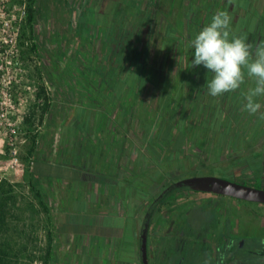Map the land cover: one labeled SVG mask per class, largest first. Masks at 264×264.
Returning a JSON list of instances; mask_svg holds the SVG:
<instances>
[{
	"label": "rangeland",
	"instance_id": "obj_1",
	"mask_svg": "<svg viewBox=\"0 0 264 264\" xmlns=\"http://www.w3.org/2000/svg\"><path fill=\"white\" fill-rule=\"evenodd\" d=\"M171 3L0 0V180L5 182L8 204L0 244L9 245L11 264H44L51 234L50 264H60L61 224L64 233L82 234L89 228L102 234L107 224L114 223L111 217L84 212L90 201L81 188L99 180L98 164L107 157L106 152L100 155V148L111 152L113 145L117 150L124 139L130 176H140L139 184L145 189L154 188L146 193L147 210L167 187L186 178L264 177V135L249 133L254 126H264V120L259 113L244 111L242 104L237 114H230L237 117L240 134L229 137L216 132L218 119L211 120L205 108L211 103L199 98L189 82L190 69L198 70L191 66L189 29L177 34L183 40L167 31L168 26L184 22L187 9L183 14ZM29 7L35 13L31 25L27 23ZM22 38L25 46L20 45ZM218 100L225 107L226 99H216L213 108L220 106ZM260 103L264 105V99ZM186 124L191 127L189 133L183 128ZM213 124V130L204 129ZM259 164L260 171L256 170ZM32 182L46 194L48 214ZM177 197L162 209L166 223L155 228L161 229L155 231V247L170 238L167 227L172 211L179 235L190 237L175 242L184 264H228L219 246L211 249L209 242L199 241L209 226L225 218V207L232 208L238 232L231 252L241 259L260 247L258 241L243 239L246 246L240 249L238 242L242 229L260 232L263 206L185 190L178 191ZM135 207L132 204L131 211ZM159 211L153 223L163 222ZM214 230L212 241L218 235L217 227ZM257 260L254 257L247 264H264Z\"/></svg>",
	"mask_w": 264,
	"mask_h": 264
},
{
	"label": "crops",
	"instance_id": "obj_2",
	"mask_svg": "<svg viewBox=\"0 0 264 264\" xmlns=\"http://www.w3.org/2000/svg\"><path fill=\"white\" fill-rule=\"evenodd\" d=\"M170 1L172 2L170 7H173L174 10H181V13L184 14L187 9V18L184 22L178 23L176 25L178 27L172 26L169 28L168 26L167 31L169 34L171 33L172 38L176 37L179 40H183L182 37H177V34L189 29L188 39H194L201 28L210 23L215 12L222 10L226 11L232 18V33L236 36L245 37L247 42L252 45L253 53L255 52L256 45L264 41V0ZM190 11H192L191 14ZM190 23L193 24L192 27ZM193 52L194 50L192 49L189 53L193 55ZM196 68L198 70L194 68L190 69L193 73H190L191 75L188 76L190 78L189 82L190 84L191 82L194 83L193 85L199 92V98L205 99L206 103H211V106L209 105L208 108H205L206 110L209 109L208 115L211 120L218 119L216 132L221 136H238L241 131L237 125L238 119L237 117L231 118L230 114H237L241 110L242 104L245 103L244 94L247 93L249 88L254 87V81L248 78L245 72V82L241 85L240 89L235 92L225 93L223 96L212 97L207 94V88L204 87L207 79L210 80L212 78V73H209L202 65ZM180 81L179 86L183 87L184 81ZM189 96L187 95V99H197L195 95L193 97L192 95L191 97ZM216 99H226L224 102L225 107H222V101L218 100L220 106L213 108ZM261 99H264V97L258 98V102ZM227 112L229 113L227 114ZM209 118H204V120L208 122ZM185 126L183 128L189 133L191 129L190 125L186 124ZM204 129L208 131L209 129L213 130L214 124L213 127ZM249 133L251 135H264L263 124L252 127ZM125 143L124 139L117 150L111 145V152L105 151L104 147L100 148V155L102 156L101 153L104 154L106 152L105 155L107 157L106 160L102 158L103 162L98 164L96 172L98 173L99 180L90 181L89 186L85 187L86 189L81 188L85 191L87 200L91 203L86 204L84 212L86 214L91 213L90 215L96 214L103 218L111 217L114 223L107 224L106 227L104 226L106 229L103 230L102 234H96L95 231L89 228L82 232V234H79L80 232L64 233L65 231H62L61 224L58 229L59 244L63 250V252L61 251L60 264H140V234L145 213L148 211L146 193L147 191L151 193L154 188L152 187L147 190L144 185L139 184V181H142L140 176H136L133 179L130 176L129 152H127ZM144 166H147V163ZM132 204L136 207L131 211ZM173 216L172 214L168 231L171 236L173 235L172 239L170 242L161 245V248L167 250V254L172 260L179 250V248L175 247V241H173V237L179 232L176 222L172 221ZM117 221H120V223ZM158 223L152 222L150 229L151 246L154 248H158L153 243L155 242V231L161 230H155ZM128 226L129 230L127 231ZM149 261L151 264H159V260L154 255V250H151Z\"/></svg>",
	"mask_w": 264,
	"mask_h": 264
},
{
	"label": "clouds",
	"instance_id": "obj_3",
	"mask_svg": "<svg viewBox=\"0 0 264 264\" xmlns=\"http://www.w3.org/2000/svg\"><path fill=\"white\" fill-rule=\"evenodd\" d=\"M232 18L226 11H217L210 23L201 28L194 39L189 41V47L194 50L191 66H200L212 73L204 87L212 97L223 96L235 92L245 82L247 77L254 81V87L244 94L243 110L250 115L259 113L264 120V107L258 98L264 97V41L252 45L243 36L232 33Z\"/></svg>",
	"mask_w": 264,
	"mask_h": 264
},
{
	"label": "flooded vegetation",
	"instance_id": "obj_4",
	"mask_svg": "<svg viewBox=\"0 0 264 264\" xmlns=\"http://www.w3.org/2000/svg\"><path fill=\"white\" fill-rule=\"evenodd\" d=\"M259 166H260V164L257 166L256 170L260 171ZM217 177L224 178L226 180H229V181H232V182H236V183H240V184H243L245 186L253 187V188H256V189H264V177L256 176V177H251L252 179L243 180V181H239L236 178H234L233 176H230V177H233L234 180L229 179V178H225L222 175H219ZM189 193L213 194V193H205V192H189ZM216 195H218V194H216ZM220 196H223V195H220ZM234 199L235 200H239V201H235L237 203H245V204L252 205L248 201H244V200H240V199H236V198H234ZM251 203H256V205H260V206L264 207V204H261V203H257V202H251ZM170 204H172V202ZM162 209H163V207L159 211V213H160L159 218H162L163 222L162 223H158L159 227H164L165 226L164 223H166V221H165L166 212H163ZM224 210L226 211L225 218L223 217V218H221V220H219L217 222V224L215 223L216 226H215V224L213 225V228L216 229V227H217V230H218V235L217 236L215 234L213 235L214 241L211 240L212 239L211 233L212 232L214 233L215 230L212 227H210V226L208 227L207 230L204 231V233L201 234V238H200L199 241L209 242V244L211 246V249H213L215 246H217V247L219 246L218 252H220V255L224 256L226 258H229L228 264H247V262H249L254 257L258 259L257 261H260L261 263H264V225L261 224L260 232L257 231L255 233H253L252 230H250L249 228H246V230L242 229L241 231H239V233L240 232L242 233L241 234V238H240L242 241L240 240L238 242V244L240 246L239 247L240 249H245V246H246V244L243 241V239H251V240L253 239V240H255V242L258 241V243L260 244L259 248L256 247L255 249H252L249 252L248 255H245V257H242L243 259L242 258L240 259V256L238 254L235 255L234 253L231 252V245H230V244H233V243L236 242V237L238 236L237 235L238 232L235 231L234 212H233L232 208H230V207L229 208H226V207L222 208V211H224ZM172 214L174 215L173 216L174 217L173 221L177 222L176 212L174 213V212L171 211V215ZM247 225L248 224L245 221L244 222V226L247 227ZM177 227H178V229L180 231L179 225H177ZM221 230H222V232H221ZM192 233H194V232H192ZM194 234L192 236L193 238H194ZM183 235L184 234H182V235L180 234L179 235V232H177L175 234V237H173V239H174L173 241H175V242H178V241H180V242L189 241L190 237L188 239L187 237H184ZM168 236L170 238H168L165 241V244H166V242H170L171 241L173 235L171 236V234L168 232ZM150 237L151 236L149 235V251H150L149 255H151V250L152 251L154 250V255L156 256L157 260H159V263H160V261H163L164 262L163 264H175L178 261L180 263H183V264L185 263L186 260H185V258L182 257V253H180V250H178V253L175 255V258H173V260H172L170 258V256L167 254V250L166 249L161 248V246L158 247V248H154L153 246H151ZM177 238H178V241H177ZM220 246H222V248Z\"/></svg>",
	"mask_w": 264,
	"mask_h": 264
},
{
	"label": "water",
	"instance_id": "obj_5",
	"mask_svg": "<svg viewBox=\"0 0 264 264\" xmlns=\"http://www.w3.org/2000/svg\"><path fill=\"white\" fill-rule=\"evenodd\" d=\"M177 189L213 193L248 202L264 204V189H256L217 176H196L175 182L166 188L151 204L143 220L140 234V264L149 262V235L154 212L164 198Z\"/></svg>",
	"mask_w": 264,
	"mask_h": 264
},
{
	"label": "trees",
	"instance_id": "obj_6",
	"mask_svg": "<svg viewBox=\"0 0 264 264\" xmlns=\"http://www.w3.org/2000/svg\"><path fill=\"white\" fill-rule=\"evenodd\" d=\"M29 11H28V21L27 23L29 25H31L34 20H35V13L34 11L32 10L31 7L28 8ZM26 32H28L27 29H25ZM28 34H25L24 37L26 36V38L28 37L27 36ZM23 38L21 39L20 41V45L21 46H25V43H23ZM0 44H1V40H0ZM35 49L36 48V45H34ZM3 53L2 50H0V56L1 54ZM46 109L48 110L49 109V105H46ZM31 188L35 191V194L40 202V206L42 207V209L48 214L50 212L49 210V205H48V202H47V197H46V194L38 187H36L34 185V183L32 182L31 183ZM5 182L2 184H0V226L4 223L5 221V218H6V215H7V209H8V204H7V200L4 199L5 197ZM180 190H185L186 192H196V191H191V190H187V189H177V190H174L173 192H171L170 194H168L164 200L158 205V207L156 208L155 212L161 210L162 207L166 206V205H169L170 202L174 201V200H177L178 197L175 199L176 195H177V192L180 191ZM154 212V214H155ZM154 217V215H153ZM151 224H152V221H151ZM52 238H53V235L51 234L49 236V250L47 251L46 253V256H45V260H44V264H50V261L53 257L52 255V248H51V244H52ZM10 247L8 244H0V264H11L9 258H10Z\"/></svg>",
	"mask_w": 264,
	"mask_h": 264
},
{
	"label": "built area",
	"instance_id": "obj_7",
	"mask_svg": "<svg viewBox=\"0 0 264 264\" xmlns=\"http://www.w3.org/2000/svg\"><path fill=\"white\" fill-rule=\"evenodd\" d=\"M2 54H3V53H2ZM2 54H1L0 58L2 57ZM0 67H1V66H0ZM41 104H42V105L45 104V101H44L43 99L41 100ZM1 183H2V181L0 180V184H1Z\"/></svg>",
	"mask_w": 264,
	"mask_h": 264
}]
</instances>
